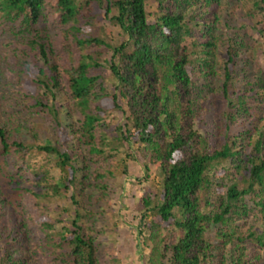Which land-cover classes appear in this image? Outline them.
<instances>
[{"label": "trees", "instance_id": "obj_1", "mask_svg": "<svg viewBox=\"0 0 264 264\" xmlns=\"http://www.w3.org/2000/svg\"><path fill=\"white\" fill-rule=\"evenodd\" d=\"M46 6L0 0L17 94L33 103L6 113L0 89V264H123L101 260L96 197L107 203L110 181L130 174L132 148L145 264H264V68L239 73L248 45L232 33L235 0H54L64 70ZM255 8L264 17V0ZM64 77L73 104L58 105ZM113 224L102 233L116 242Z\"/></svg>", "mask_w": 264, "mask_h": 264}, {"label": "rangeland", "instance_id": "obj_2", "mask_svg": "<svg viewBox=\"0 0 264 264\" xmlns=\"http://www.w3.org/2000/svg\"><path fill=\"white\" fill-rule=\"evenodd\" d=\"M256 1L257 0H235L236 6L234 12L236 17L231 21V23L236 27L232 33L240 36L243 35L244 41L248 45V52L245 53L243 59L244 70L239 72L242 75L248 76L252 75L251 72L264 68V34L259 35L258 33L259 30H264V17L255 8ZM46 3V11H48L47 13L49 15V26L52 29L51 40L53 41L55 56L61 69L64 70L67 67L66 54L62 44V33L65 27L60 23L58 14L55 13L54 0H46ZM154 10L155 5L152 1L148 4V11L153 12ZM101 24L107 25L108 22L103 20ZM219 29H221V26ZM227 38H229V34H226V36L218 43V49L216 52V62L218 67L223 64L226 57V48L228 47V43L226 42ZM8 42H13L14 46L9 47L7 45ZM15 54H20V52L19 48H17L14 35L11 34L10 30L6 26L0 25V72L2 74V77H0V89H2V91L5 88L8 89L6 94L8 98L3 101V111L6 113L10 111L11 106L24 105L28 107L33 105V103L27 104V102L20 99L17 94L18 89L21 87V83L18 72H15L16 66L19 64V60ZM218 70L220 73L223 71L221 68ZM234 82L237 84L238 80L236 79ZM62 83L66 87L67 93L60 96L57 104H73V100L70 95L71 92L67 89L66 77L63 78ZM216 99H219V97ZM213 100L215 102V97H213ZM216 103L218 104L219 101L216 100ZM207 113L208 111L204 114L206 118L205 120L210 118ZM45 120L47 123L48 118ZM110 131V136L112 138L118 137V135L115 134V124L112 123ZM121 150H124V148ZM130 155L137 157L138 160L136 162L133 161L132 158L128 160V164L131 167L130 174L123 175L114 181H110L111 196H108L109 200L105 203L107 205L100 200V196L96 197L98 206L104 207L106 212L105 216H103L105 220L99 224L97 228L98 232H96V234L98 236V242L101 245V260H108L112 255H117L123 264H145L143 261L145 254L142 251V244L138 235L139 230H137L139 220L137 218V213L135 212L136 205L140 202V198L144 195V191L141 187L144 170L139 161V157L141 158V156L140 154H137L136 148H132L130 150ZM29 157H33L32 162L38 163L39 166L49 162V160L46 159V154H41L36 150L33 151ZM45 164L44 166H46ZM155 173L156 172L153 170L152 174L155 175ZM32 179L36 180L34 177H32ZM157 181L158 179H156V182ZM27 204L29 208H36L35 201L33 199H28ZM117 220L120 232L115 238L116 242H114L111 235L103 234L102 231L110 230L108 227H113V223H116ZM35 230L39 239V231H37L36 228Z\"/></svg>", "mask_w": 264, "mask_h": 264}]
</instances>
